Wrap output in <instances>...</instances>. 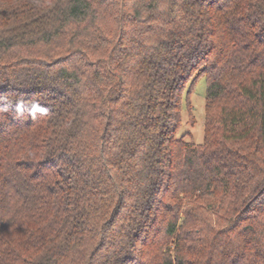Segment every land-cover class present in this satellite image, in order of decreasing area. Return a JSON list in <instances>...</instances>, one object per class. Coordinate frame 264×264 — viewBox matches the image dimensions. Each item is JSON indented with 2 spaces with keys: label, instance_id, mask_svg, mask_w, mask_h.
<instances>
[{
  "label": "trees",
  "instance_id": "trees-1",
  "mask_svg": "<svg viewBox=\"0 0 264 264\" xmlns=\"http://www.w3.org/2000/svg\"><path fill=\"white\" fill-rule=\"evenodd\" d=\"M0 264H264V0H0Z\"/></svg>",
  "mask_w": 264,
  "mask_h": 264
},
{
  "label": "rangeland",
  "instance_id": "rangeland-1",
  "mask_svg": "<svg viewBox=\"0 0 264 264\" xmlns=\"http://www.w3.org/2000/svg\"><path fill=\"white\" fill-rule=\"evenodd\" d=\"M206 78L200 77L189 84L182 97V124L177 138L201 145L204 140Z\"/></svg>",
  "mask_w": 264,
  "mask_h": 264
}]
</instances>
